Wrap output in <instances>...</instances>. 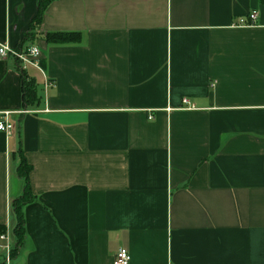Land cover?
<instances>
[{"label":"crops","instance_id":"crops-1","mask_svg":"<svg viewBox=\"0 0 264 264\" xmlns=\"http://www.w3.org/2000/svg\"><path fill=\"white\" fill-rule=\"evenodd\" d=\"M38 12L0 0L43 71L0 58V233L22 154L36 198L11 264H264V0H54L28 38Z\"/></svg>","mask_w":264,"mask_h":264},{"label":"trees","instance_id":"trees-1","mask_svg":"<svg viewBox=\"0 0 264 264\" xmlns=\"http://www.w3.org/2000/svg\"><path fill=\"white\" fill-rule=\"evenodd\" d=\"M54 0H39V12L36 19L32 22L30 27V33L29 36H33L37 28L40 27L42 24L44 15L46 10L48 9L49 5ZM81 35L80 34H64V33H58V34H51L47 37V41L51 45H68V44H75L80 41ZM24 78V85H25V74L22 75ZM24 92L28 95V101L25 100V104L27 107L35 105L39 101L37 99L38 93L35 89H25ZM26 96V95H25ZM22 163L18 169V177L24 181L25 187L24 192L22 196L15 200L13 202V213L17 218V227L14 231V238L16 239V252L20 249V247L23 245L26 239V219L24 215V208L32 204L36 201V198L34 197L32 193V189L30 186V173L32 171V167L28 165L26 159L24 158V155L22 154Z\"/></svg>","mask_w":264,"mask_h":264},{"label":"built area","instance_id":"built-area-1","mask_svg":"<svg viewBox=\"0 0 264 264\" xmlns=\"http://www.w3.org/2000/svg\"><path fill=\"white\" fill-rule=\"evenodd\" d=\"M259 19V12L253 11L249 17L248 21L242 20L240 26H254ZM13 57L17 60L23 71L27 68H33L41 73H43L40 66V59L42 57L41 50L37 47H30L25 51H15L8 44L0 45V58L5 59L7 57ZM53 84L51 82H46V90L52 88ZM13 126L10 122V113L4 114L3 121L0 122V132L10 135ZM14 234L10 232L0 233V260L4 261V264H11L14 257V252L16 250L14 243ZM115 264H130V257L125 251H119L116 255Z\"/></svg>","mask_w":264,"mask_h":264},{"label":"rangeland","instance_id":"rangeland-1","mask_svg":"<svg viewBox=\"0 0 264 264\" xmlns=\"http://www.w3.org/2000/svg\"><path fill=\"white\" fill-rule=\"evenodd\" d=\"M0 262H3V261L0 260Z\"/></svg>","mask_w":264,"mask_h":264}]
</instances>
